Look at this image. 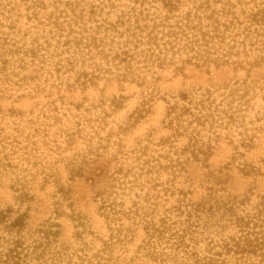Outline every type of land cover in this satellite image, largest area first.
<instances>
[{"label": "rangeland", "instance_id": "rangeland-1", "mask_svg": "<svg viewBox=\"0 0 264 264\" xmlns=\"http://www.w3.org/2000/svg\"><path fill=\"white\" fill-rule=\"evenodd\" d=\"M201 1L181 0L175 14ZM137 3L0 0V264L18 240L19 264H159L145 245L146 219L160 223L180 201L199 209L200 250L212 241L223 252V241L239 233L234 213L253 212L264 195V35L228 62L169 52L161 67L134 65L123 77L83 46L100 24ZM68 38L82 41L68 50ZM34 40L44 57L16 49ZM206 90L223 109V124L207 127L210 155L186 154L182 168L160 167L168 161L159 155L177 158L160 144L171 133L163 124L168 102ZM177 140L178 149L188 142ZM21 216L23 226H14Z\"/></svg>", "mask_w": 264, "mask_h": 264}, {"label": "trees", "instance_id": "trees-1", "mask_svg": "<svg viewBox=\"0 0 264 264\" xmlns=\"http://www.w3.org/2000/svg\"><path fill=\"white\" fill-rule=\"evenodd\" d=\"M136 2H140L138 6L121 12L116 21L100 24L94 31L95 35L87 37L83 46L86 56L91 59L99 56L111 68L123 70V77L132 74L134 65L142 68L161 67L167 62L169 52L173 56L190 53V59L204 63L228 62L242 53L247 55L258 37L264 35V0H203L181 15L175 14L181 0H160L161 8L153 5L147 7L149 2L146 0ZM213 3L219 7H212ZM101 32H104V37L100 36ZM74 41L76 43L82 39L68 38L62 42L69 50V45ZM34 42L31 47L16 49H22L23 56L32 60L44 57L41 53L44 45L38 40ZM54 52L50 51L47 55L52 56ZM21 61L26 63L25 59ZM221 113V104L210 90L194 94L182 92L174 103L168 102L163 124L171 133L160 144H170L175 148L173 154L177 158L169 154L159 155L168 161L167 166H159L182 168L184 161L181 156L186 154L196 160H205L213 149V138L207 127L222 125ZM205 130L207 133L203 134ZM183 136L187 137L188 142L178 149L174 143ZM180 202L166 210L160 223L146 219L149 241L145 245L149 255L159 264H227L221 258L223 252H233L243 260L260 257L258 262L252 264H264V195L253 212L242 215L234 213L232 222L239 233L223 241V252L216 251L212 241L207 243L205 250H200V233L196 229L200 216L196 215L197 221L193 220L199 209ZM188 206L190 210H187ZM144 216L149 215L144 212ZM23 218L17 219L14 226L22 227ZM154 237L164 245L162 249L154 246ZM20 248L22 242L18 240L8 249L5 264L20 263Z\"/></svg>", "mask_w": 264, "mask_h": 264}]
</instances>
